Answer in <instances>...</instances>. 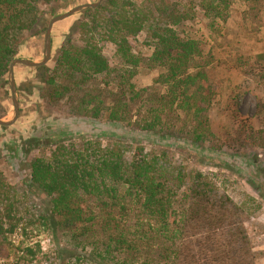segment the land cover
Listing matches in <instances>:
<instances>
[{"label": "trees", "instance_id": "16d2710c", "mask_svg": "<svg viewBox=\"0 0 264 264\" xmlns=\"http://www.w3.org/2000/svg\"><path fill=\"white\" fill-rule=\"evenodd\" d=\"M55 1L0 0V87L8 85L11 63L21 59L26 34L41 24L39 34L44 35L47 18L59 16L41 12L42 5ZM198 1L210 29L227 23L235 2ZM241 1L248 6L249 18L262 13L264 0ZM84 14L89 19L79 25L82 46L67 43L47 81L51 102L67 98L73 115L91 113L135 131L173 137L183 134L176 130L182 114L189 123L184 127L192 128L190 140H208L217 85L210 83L213 70L203 62L204 44L185 37V24L193 19L190 11L165 0L151 6L106 0ZM145 30L153 49L147 60L136 55L131 44ZM104 44L115 47L119 67L103 55ZM144 66L164 71L156 80L164 93L158 88L135 90L130 81ZM18 67L25 68L17 66L15 71ZM98 77L114 86L112 94L103 89V101L86 91ZM109 96L114 98L111 103L106 101ZM257 110L263 119L260 131L249 129L233 110L239 124L231 136L239 147L264 148V102ZM31 182L50 202V217L42 219L50 224L53 239L66 233L70 250L93 264H259L263 255L246 230L248 213L242 206L208 175L175 168L165 154L133 151L119 142L60 145L49 158L32 161ZM5 220L0 219L1 249L21 222L10 214ZM25 252L36 256L30 248Z\"/></svg>", "mask_w": 264, "mask_h": 264}, {"label": "rangeland", "instance_id": "374dc122", "mask_svg": "<svg viewBox=\"0 0 264 264\" xmlns=\"http://www.w3.org/2000/svg\"><path fill=\"white\" fill-rule=\"evenodd\" d=\"M97 1L56 0L51 5H42L41 12L43 15L50 12L61 15L78 5ZM133 1L143 6L159 4V0ZM165 1L193 15V19L185 24V37L202 41L205 49L203 62L209 71L213 70L209 73L210 83L217 85V96L209 114V139L198 144L192 142L187 134L192 128L184 127L183 123L188 121L182 114L176 130L183 134L173 137L135 131L126 124L112 123L107 117L93 118L91 113L73 115L67 98L51 102L47 97L51 91L47 81L60 51L67 43L82 46L79 25L89 17L84 11L57 23L52 29L51 60L41 67L44 70L18 67L15 71L20 118L12 127H0V219L5 220L8 214L21 219L15 234L7 236L3 248H0V264H93L70 250L66 233L53 239L50 224L42 219L50 217V202L31 182L32 161L49 158L60 145L81 146L89 141L103 146L119 142L133 151L143 148L153 156L165 154L175 168L183 167L187 171L208 175L248 213L245 227L256 245L255 250L263 253L259 264H264V148L239 147L231 136L239 124L232 118L233 110L249 129H263V119L257 116V108L259 102H264V5L262 13L253 20L248 17V6L241 0H234L227 23L210 29L208 19L198 8V0ZM47 21L49 24V17ZM41 28L40 24L26 34L21 45V59L42 61L45 34H39ZM148 39L145 30L131 42L133 52L145 60L153 52ZM102 50L113 66L119 67L115 47L104 44ZM162 74V70L144 66L130 82L135 90L156 89L160 86L156 80ZM105 82L103 78H95L86 91L92 98L99 97L103 101V89L111 94L114 92V86ZM163 88L158 90L164 93ZM113 99L109 96L106 101L111 103ZM6 112L9 115L2 120L10 121L13 104L9 85L0 87V116ZM8 227L6 225V229ZM57 240H60L59 244L55 242ZM26 248L34 251L36 256L30 257ZM58 251L62 254H57Z\"/></svg>", "mask_w": 264, "mask_h": 264}, {"label": "water", "instance_id": "95a60500", "mask_svg": "<svg viewBox=\"0 0 264 264\" xmlns=\"http://www.w3.org/2000/svg\"><path fill=\"white\" fill-rule=\"evenodd\" d=\"M104 0H98L96 3L93 4H83L78 7H75L68 12L59 15L57 17H54L50 20L46 32H45V37H44V57L42 61L39 62H34V61H29V60H24V59H16L14 60L9 68V76H8V85L11 93V99H12V104H13V117L10 121H3L0 120V127L4 128H9L14 126L21 114V109H20V102L18 98V90H17V85H16V79H15V68L17 66H22L26 68H31V69H36V68H41L46 66L49 61L51 60V54H52V42H51V37H52V29L53 27L59 23L62 22L68 18H71L77 14H80L84 11L87 10H96L98 9L102 4Z\"/></svg>", "mask_w": 264, "mask_h": 264}]
</instances>
